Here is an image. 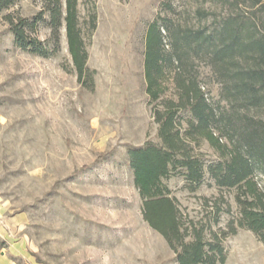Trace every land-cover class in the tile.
Returning a JSON list of instances; mask_svg holds the SVG:
<instances>
[{
    "label": "rangeland",
    "instance_id": "1",
    "mask_svg": "<svg viewBox=\"0 0 264 264\" xmlns=\"http://www.w3.org/2000/svg\"><path fill=\"white\" fill-rule=\"evenodd\" d=\"M240 2L78 0L92 87L78 79L64 29L53 57L15 46L5 16L31 18L45 0H22L0 13L3 264H177L166 240L143 218L128 165L129 146L159 141L153 112L162 105L147 94L146 34L149 24L165 17L182 27L211 26L215 17L245 10ZM38 36L50 37L46 24ZM196 70L210 100L221 102V84L209 62L196 58ZM166 86L162 99L175 98L172 82ZM258 116L264 118V111ZM198 150L207 160L217 157L206 141ZM165 183L195 222H211L204 199L229 200L232 214H223L212 230L227 229L237 215L235 190H221L206 179L191 191L182 176ZM223 246L225 264H264V244L249 230L239 229Z\"/></svg>",
    "mask_w": 264,
    "mask_h": 264
},
{
    "label": "trees",
    "instance_id": "2",
    "mask_svg": "<svg viewBox=\"0 0 264 264\" xmlns=\"http://www.w3.org/2000/svg\"><path fill=\"white\" fill-rule=\"evenodd\" d=\"M21 1L0 0V13ZM240 3L245 10L215 17L211 26L182 27L165 17L149 24L146 34L147 94L162 105L153 112L159 141L129 146L128 165L143 202V218L166 240L177 264H225L223 242L239 229L253 232L264 244V118L258 116L264 111V0ZM5 17L15 46L42 58L59 53L64 29L78 79L92 87L78 0H45L31 18ZM41 24L50 30L46 40L38 36ZM199 57L215 71L221 102L210 100L199 79ZM167 81L175 98L162 99ZM203 141L217 154L214 160L198 150ZM173 176L184 177L191 191L206 179L221 190H235L238 212L227 229L215 231L212 225H218L223 214H232L229 200L204 199L211 222H195L171 196L165 180Z\"/></svg>",
    "mask_w": 264,
    "mask_h": 264
},
{
    "label": "crops",
    "instance_id": "3",
    "mask_svg": "<svg viewBox=\"0 0 264 264\" xmlns=\"http://www.w3.org/2000/svg\"><path fill=\"white\" fill-rule=\"evenodd\" d=\"M3 261H5V257L1 256L0 257V264H3Z\"/></svg>",
    "mask_w": 264,
    "mask_h": 264
}]
</instances>
